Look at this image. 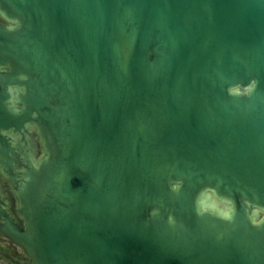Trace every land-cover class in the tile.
Wrapping results in <instances>:
<instances>
[{
	"label": "water",
	"instance_id": "obj_1",
	"mask_svg": "<svg viewBox=\"0 0 264 264\" xmlns=\"http://www.w3.org/2000/svg\"><path fill=\"white\" fill-rule=\"evenodd\" d=\"M0 11V234L24 264H264V0Z\"/></svg>",
	"mask_w": 264,
	"mask_h": 264
},
{
	"label": "clouds",
	"instance_id": "obj_2",
	"mask_svg": "<svg viewBox=\"0 0 264 264\" xmlns=\"http://www.w3.org/2000/svg\"><path fill=\"white\" fill-rule=\"evenodd\" d=\"M0 20L6 21V28L8 30H14L20 26V22L18 20L10 19L7 13L0 11ZM257 87V82L253 80L247 85L244 84H234L228 88V92L232 96H247L254 92ZM180 188V182H175L171 185V189L173 192H178ZM264 211V209L257 208L256 212ZM171 219V218H170Z\"/></svg>",
	"mask_w": 264,
	"mask_h": 264
},
{
	"label": "rangeland",
	"instance_id": "obj_3",
	"mask_svg": "<svg viewBox=\"0 0 264 264\" xmlns=\"http://www.w3.org/2000/svg\"><path fill=\"white\" fill-rule=\"evenodd\" d=\"M0 244L8 247L9 249L17 253L20 257H25L23 250L12 240L4 237V235L2 234H0ZM0 264H13V263L9 261L6 257H4L2 254H0Z\"/></svg>",
	"mask_w": 264,
	"mask_h": 264
},
{
	"label": "flooded vegetation",
	"instance_id": "obj_4",
	"mask_svg": "<svg viewBox=\"0 0 264 264\" xmlns=\"http://www.w3.org/2000/svg\"><path fill=\"white\" fill-rule=\"evenodd\" d=\"M19 219V218H18ZM19 221H20V219H19ZM4 237H6V236H4ZM6 238H8V237H6ZM9 239V238H8ZM11 240V239H10ZM25 256V255H24ZM24 260H25V257L22 259V260H16V263L17 264H24L23 262H24Z\"/></svg>",
	"mask_w": 264,
	"mask_h": 264
}]
</instances>
